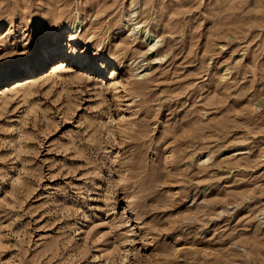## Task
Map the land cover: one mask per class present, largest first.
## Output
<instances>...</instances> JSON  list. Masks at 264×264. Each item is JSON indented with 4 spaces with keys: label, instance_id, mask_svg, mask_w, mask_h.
Returning a JSON list of instances; mask_svg holds the SVG:
<instances>
[{
    "label": "rangeland",
    "instance_id": "rangeland-1",
    "mask_svg": "<svg viewBox=\"0 0 264 264\" xmlns=\"http://www.w3.org/2000/svg\"><path fill=\"white\" fill-rule=\"evenodd\" d=\"M57 34L88 63L0 92V264H264V0H0V72Z\"/></svg>",
    "mask_w": 264,
    "mask_h": 264
},
{
    "label": "bare ground",
    "instance_id": "bare-ground-1",
    "mask_svg": "<svg viewBox=\"0 0 264 264\" xmlns=\"http://www.w3.org/2000/svg\"><path fill=\"white\" fill-rule=\"evenodd\" d=\"M134 9V8H133ZM133 12H131L130 16L128 15L129 12H126L125 14L128 15L129 17L124 20L123 22V27H128V21L131 20V18H133L134 22H133V26L131 28V32L135 29L141 30L142 32V38L143 40H145L149 46L148 50H151L154 53H158L159 52V48H158V43H159V39H157V35H154V33L151 32V30L149 28H143L144 24L140 21H137L136 19V11L132 10ZM80 15H82L80 13ZM79 15V16H80ZM81 17V16H80ZM79 17V19H80ZM81 20V19H80ZM79 23H67L64 24L61 32L62 33H68V32H74V30L79 29L80 24L82 23V21ZM70 22V21H69ZM128 25V26H127ZM81 28V32H82ZM140 32V33H141ZM137 33V32H136ZM73 33H71L70 35L72 36ZM74 43L70 41H65L62 42L60 39H58V34L53 38V42H49V44L44 47L41 50V53L39 54L38 58L34 61V63H24V65L22 66L21 69L16 70V71H1L0 72V92L2 91V86L8 87V84H12L13 80L15 78H22L21 76L23 74H32V76H35L38 71L47 63L50 64V66H52L51 71H53L54 74L58 73L59 71H64L66 70L70 64H72L73 62H77L79 61L80 65L81 64H85L88 63L89 58H84V59H79V53L78 50L76 49V47L73 45ZM150 53V52H149ZM153 53V54H154ZM152 54V55H153ZM158 56V54H157ZM160 57L162 58V56L160 55ZM159 58V57H157ZM159 61V59H157ZM156 60V61H157ZM121 62L117 63V66H121ZM94 66L99 68L100 70H102L104 73L109 74V72H113L115 71V69L117 68H111L109 71L106 70L103 66V62H95ZM141 66H138L137 68H140ZM147 67H144L142 69H138L137 71V75H142L143 71L146 69ZM113 75V74H112ZM17 78V79H18ZM24 80V79H23ZM12 82V83H11ZM17 84L18 85H23V81L22 79H18L17 80ZM9 89V87H8ZM122 104V101L120 98L116 99V103L114 104L116 107H118L119 105ZM125 121V116L123 112H117L116 113V122L117 123H121L122 127H123V123ZM242 152V150H237V153ZM121 167L123 168L125 166V163L123 161H121ZM124 173H122V176L120 178V183L124 184ZM125 198L130 201V198L128 195H125ZM111 212V211H110Z\"/></svg>",
    "mask_w": 264,
    "mask_h": 264
}]
</instances>
